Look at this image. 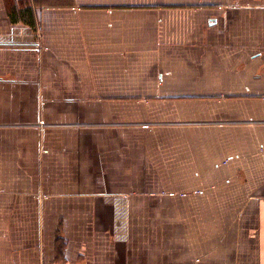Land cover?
<instances>
[{
  "label": "crops",
  "instance_id": "obj_1",
  "mask_svg": "<svg viewBox=\"0 0 264 264\" xmlns=\"http://www.w3.org/2000/svg\"><path fill=\"white\" fill-rule=\"evenodd\" d=\"M0 264H264V0H0Z\"/></svg>",
  "mask_w": 264,
  "mask_h": 264
},
{
  "label": "built area",
  "instance_id": "obj_2",
  "mask_svg": "<svg viewBox=\"0 0 264 264\" xmlns=\"http://www.w3.org/2000/svg\"><path fill=\"white\" fill-rule=\"evenodd\" d=\"M39 124H40L39 126L41 129H44L46 127V123L44 121H40Z\"/></svg>",
  "mask_w": 264,
  "mask_h": 264
}]
</instances>
